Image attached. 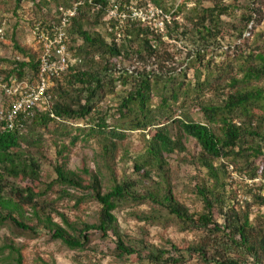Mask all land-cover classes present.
I'll list each match as a JSON object with an SVG mask.
<instances>
[{"label":"rangeland","instance_id":"374dc122","mask_svg":"<svg viewBox=\"0 0 264 264\" xmlns=\"http://www.w3.org/2000/svg\"><path fill=\"white\" fill-rule=\"evenodd\" d=\"M72 1L74 0H22L18 3L16 0H0V24L4 23L5 31L4 39H0V58L5 60L3 64L10 67L14 60H28L27 56H36L35 59L38 60L40 47L33 34V23L42 22L48 25L58 23L60 12L57 11V7L70 6ZM114 4L118 6L117 17L111 15L112 4L107 5L102 11H94L91 7L84 8V29L93 35H101L109 42L113 39L126 42L132 40L128 44L129 48L131 47L129 56L117 60L116 68L131 71L146 69L159 79L156 81L158 91H169L173 85L183 82L184 87L189 88L191 92L190 95L184 94L183 92L187 90L185 89L178 101H171V114L174 117H178L184 110L195 120L206 121L200 106L197 105L199 101L204 104L220 103L223 94L230 89L227 84L229 77L236 74L241 77L239 69L245 63L246 54L251 50L258 51L264 48V0L260 2L258 0H202L201 2L200 0H167L168 10L155 6L151 0H114ZM258 4H262L263 14L255 15V19L245 28L244 24L252 7H258ZM156 7L163 9L171 20V24L165 23L163 29L158 25L164 16L157 14ZM213 7H215L214 19L212 21L208 19L206 24L200 23L198 16L205 8ZM121 10H124L125 17L119 16V13L123 12ZM111 17L113 20L110 19ZM175 19L177 23L174 22ZM146 26L155 33L154 35L150 32L148 35L156 45V51L152 54L145 52L144 43L135 36L140 28ZM208 28L211 29V33ZM71 36L69 63L84 65L87 60L85 63L89 64L87 57L84 59V54L79 52V46L84 43L83 39L75 31L71 32ZM158 36L162 38H157ZM76 56L81 57L80 62ZM96 59H99L98 56ZM113 60L116 61L115 58ZM83 67L85 68V65ZM197 72L200 73L201 81H209L203 90H195L199 80ZM23 79L32 82L36 78L34 72L27 71ZM69 79L70 74L62 78L60 90L71 91V88L76 86V82H69ZM259 84L264 86V80ZM129 87L130 83L128 85L120 83L114 92L107 91L96 101V108L107 116L112 126L123 124L116 108L119 104V95L126 93ZM52 94L55 100L60 99L57 90L54 89ZM1 96L0 93V100ZM196 97H199L198 100ZM160 100L157 93H154L152 105L157 106ZM254 111L261 113L262 109ZM66 123L73 135L79 134L75 128L82 123L85 126V122L81 119H69ZM60 128L61 123L54 120L48 124V128L37 126L35 130L29 132L27 141L31 143L22 144L24 150L19 153L26 158L33 157L37 160L40 178L34 182L29 178H15L6 174L2 179L3 193L6 197L13 195L11 188L15 186L21 187L30 183L45 188L48 183L56 181L55 165L58 156L56 141H58L70 146L64 153L69 155L68 167L81 175L85 181H89V173L102 171L103 191L110 186L114 173L119 181L125 178L135 180L136 189L139 191L154 189L162 184L169 187L175 198L195 217L203 211V203L197 193L196 185L206 183L204 180L207 179V175L206 170L198 169L192 159L200 151V146L193 137L183 135L187 150L184 153H165L167 160L165 168L152 170L148 177L141 178L134 172V164L140 162V155L146 153L148 140L156 132L154 126L146 130L126 129L123 138L114 139L116 148L108 159L101 158L105 141L102 133H95L93 137L87 139L86 136L80 135L76 144H71V136ZM170 130L176 134L173 126ZM236 162L242 165L243 159H236ZM85 169H88V172ZM249 186L251 185H247L245 181H228L227 195L231 203L251 202L253 191ZM255 187L258 189L259 186ZM82 194L83 191L79 189L55 183L43 196L44 204L47 203V211L53 220L64 227L61 214L77 225L95 223L101 205L94 198ZM81 196L82 200L78 202ZM23 209L21 220L36 225L37 220L31 207L23 205ZM115 214L124 240L132 245L144 241L146 246L152 248L171 250L172 244H175L181 250H185L191 244H199L205 234L201 229L189 228L164 205L149 198L121 203ZM16 215L18 217V213ZM214 217L219 223L223 221L216 210ZM251 220L256 232L264 235V205L252 204ZM89 233L91 241L88 247L72 249L60 240L53 239L43 225H38L33 232L21 230L10 220L1 221L0 264H15L19 256L22 264H156L145 256L143 259L136 256L120 258L115 253L116 243L113 235L104 237L96 229ZM170 254L175 255L176 252L171 250ZM247 263L264 264V259L257 262L253 257H248ZM178 264L206 263L197 255H188V252H185L184 260Z\"/></svg>","mask_w":264,"mask_h":264},{"label":"trees","instance_id":"16d2710c","mask_svg":"<svg viewBox=\"0 0 264 264\" xmlns=\"http://www.w3.org/2000/svg\"><path fill=\"white\" fill-rule=\"evenodd\" d=\"M16 1L20 3L22 0ZM111 1L94 0L93 4L88 0L85 1L79 7L77 14L72 17L68 27L69 50H71L72 43L71 32L75 31L84 41L83 45L79 46V52L84 54V59L87 57L89 64L85 63L87 61L85 60L84 68V65L69 63L66 71L60 77L53 79L47 91V110L37 109L36 116L30 123L25 124L24 131L16 129L0 132V222L10 220L21 230L33 232L38 225H43L53 239L60 240L72 249L88 247L91 241L89 232L96 229L104 237L114 236L115 253L120 258L136 256L143 259L145 256L156 264H178L184 260L185 252H188V255H197L206 264H248V257L261 262L264 259V235L256 232V227L251 220V206L252 204L264 205V86L259 84L264 80V48L258 51L251 50L246 54L245 63L239 69L241 77L237 74L229 77L227 84L230 89L223 94L220 103L204 104L199 101L197 105L200 106L206 121H197L184 110L178 117H174L171 114V101H178L185 89L187 90L183 92L184 94L190 95L191 92L189 88L184 87L183 82L173 85L169 91H158L156 81L159 79L146 69L131 71L116 68L117 60L123 56H129L131 47L129 48L128 44L132 40L126 42L113 39L109 42L101 35H93L84 29L83 9L91 7L94 11H102L107 5L112 4ZM166 1L151 0L155 6L168 10ZM95 3L100 6L98 7ZM60 7L69 6L60 5L57 7L58 12H60ZM214 12L215 7L205 8L204 12L198 16L200 23L206 24L208 19L212 21ZM262 14V4L252 7L244 27H248L249 23L255 19V15L261 16ZM110 19L113 20L112 17ZM174 22L177 23L176 19ZM36 23H33V26ZM166 23L170 25L171 20ZM53 24L55 23L44 25L51 29ZM138 31L135 35L136 39L142 40L145 52L152 54L156 51V45L152 43L148 35L150 32L153 34L154 31H151L148 26ZM208 31L211 33V29L208 28ZM96 56L99 59H96ZM27 58L28 60H14L10 67L5 66L3 64L5 60L0 58L2 67L0 73L6 76L15 74L19 79H23L27 71H31L34 72L36 78L39 57L38 60L35 59L36 56H27ZM77 58L80 62L81 57ZM68 74H70L69 82L75 81L76 86L72 87L71 91L60 90V81ZM200 78V73L197 72L199 80L195 90H203L206 83L209 84V81H201ZM120 83L122 85L130 83V87L126 93L119 95V104L116 108L123 124L112 126L107 116L96 108V101L107 91L114 92ZM54 89L60 94L59 100L53 97ZM154 93H157L161 99L157 106L152 105ZM259 108L262 109L261 113L254 111ZM69 119H81L85 122V126L82 123L81 126L75 128L79 134L73 135L67 128L66 122ZM54 120L61 123V131L71 136V144H76L80 135L86 136L87 139L93 137L95 133H102L105 141L101 158L105 159L113 155V150L116 148L114 139L123 138L126 129L146 130L154 126L156 132L148 140L146 153L140 155L141 161L134 164V172L138 173L141 178L148 177L152 170L165 168L167 165L165 153H184L187 150L183 135L193 137L199 144L200 151L192 159L198 169L206 170L207 175V179L204 180L206 183L196 185L197 193L203 203V211L195 217L184 204L175 198L172 190L162 184L154 189L139 191L136 189L135 180L125 178L119 181L114 173L110 186L103 191L102 171L89 173L90 179L85 181L81 175L68 167L69 155H64V153L70 146L65 142L58 143V141H56L58 155L55 165L56 181L48 183L45 188H39L30 183L21 187L15 186L11 188L13 195L6 197L2 186V179L6 174L15 178H29L34 182L39 180L37 160L33 157L26 158L19 151L24 150L22 144L31 143L27 141L31 130H35L37 126L48 128V124ZM171 126L176 134L170 130ZM236 159H243V164L238 165ZM229 165H233L237 176L231 174ZM85 171L88 172V169ZM247 179L254 181H246ZM237 180L251 185L249 186V189L253 191L251 202L236 204L229 200L228 181ZM55 183L79 189L83 191L82 196H90L97 200L101 205L98 220L95 223L77 225L61 214L65 227L55 222L48 213L47 203L44 204L43 198ZM255 186H259L258 189ZM82 196L78 202L82 200ZM147 198L164 205L170 213L176 215L189 228L203 230L205 234L202 241L197 245L191 244L185 250L172 244L171 250H174L177 255H171V250L165 248L146 246L144 241H140L141 245L126 243L120 232L115 210L126 201H142ZM23 205L31 207L37 220L36 225H30L21 220L20 215L24 213ZM215 210L219 212L223 220L220 223L214 217ZM15 264H22L21 256L16 259Z\"/></svg>","mask_w":264,"mask_h":264},{"label":"built area","instance_id":"2783aa9c","mask_svg":"<svg viewBox=\"0 0 264 264\" xmlns=\"http://www.w3.org/2000/svg\"><path fill=\"white\" fill-rule=\"evenodd\" d=\"M87 0H75L67 7H60L59 22L52 25L51 29L46 28L42 22H37L33 27V34L40 47L39 69L34 81L29 82L19 79L15 74L6 76L0 73V132H8L19 129L25 130V124L30 123L36 116V110L46 111L48 108V88L52 85L53 79L58 78L66 71L70 62V38L68 27L71 19L78 12V9ZM93 4L94 0H88ZM112 2L111 15L117 17L118 6ZM98 7L99 4H96ZM119 16H126L124 10ZM158 15L164 16L159 22L160 29H163L166 21H170L169 15L161 8L156 7ZM4 23L0 24V39H4ZM0 65V69H1ZM54 114H52L53 116ZM231 174L237 176L233 165H229ZM257 180V179H256ZM246 181H254L247 179Z\"/></svg>","mask_w":264,"mask_h":264}]
</instances>
